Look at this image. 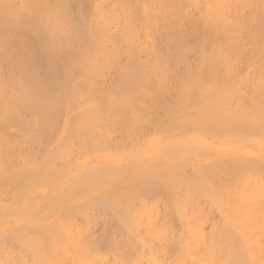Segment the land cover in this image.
Masks as SVG:
<instances>
[{
  "label": "bare ground",
  "instance_id": "1",
  "mask_svg": "<svg viewBox=\"0 0 264 264\" xmlns=\"http://www.w3.org/2000/svg\"><path fill=\"white\" fill-rule=\"evenodd\" d=\"M116 1H118L117 4ZM139 1H143L144 3L145 0ZM139 1L0 0V197L1 194L5 192L4 189H7V186H9L10 188L11 185L15 188L16 191V188L20 187L19 184L23 186L22 184H24V181L22 179L25 178V175L32 176V178L30 179L31 181L28 180L30 181L29 187L24 186L23 190H17V193L15 195L16 198L10 200L9 205L7 204L8 200H2V198H0V212L3 213L1 214L3 215V217L1 218L0 216V227L3 225L2 228H4V225H6V232L12 228L14 220L10 219L11 221L9 220V223H3V220L10 216H13L12 214L15 211H22H18L17 208H20V205L18 204L21 202V199L25 197L30 200L29 202L26 201L28 203L26 205L29 206L26 207L25 205L26 211H22V218L20 216L19 217L22 219V223L23 218L25 219V217L27 218V216L31 217L30 219H32V221L30 222V219H28L30 225L26 224V226H28L29 228L23 225L21 226L26 227L28 229L27 231H29L30 228L39 229L38 227L36 228V225L34 226V224L36 223L40 225V222L42 220H46L47 223H44L43 226H48L49 234L50 230H52L53 233H51L54 237L53 239H56L58 241L56 236H58L59 234L62 235V233H64V231H62V233L60 231L63 229L62 226L71 225L69 224V222L73 223L74 221L76 222V220H79V218L75 220V218L77 217L72 218L73 216H71L73 211L72 213L70 211L74 210L72 209L74 208V206H70L71 208H69L67 203H65L64 201H66V199L69 200L70 198H74V195L77 196L79 194L83 195L86 193L87 196L88 193L85 192L87 190V187L84 185L89 184L90 186H92L90 189H92L93 192L89 191V195L91 196L87 198L92 203L93 199L94 201H96L95 203H93L94 206L93 204L86 203L87 205L89 204L88 206H92L91 209L88 208L89 213L90 210H93L92 208L94 207L93 211H95V213L98 212L99 216L100 214H103L105 218H107L108 216L106 217L105 213H103L105 208L102 207L104 205L102 201L112 204L115 207H112L111 209H114L111 211L115 212L114 216L116 217V219L114 220H116L118 224L116 223V221L115 223L117 225L121 224V226H123L124 228H128V230L131 231V227H129V224L131 223L130 220L137 219L138 223L136 222V220L135 222L131 223V226L133 228L137 226L135 224L133 225V223H137L139 226L140 222L138 221V219H140L141 221L142 217L144 220L146 219V221L142 219L144 222H147L151 219L155 220V214L153 213L154 216L151 214L154 207L151 208L152 203H150L151 205L148 203L154 196H152V198H149L150 200L148 199V201H146V198H148V196L152 194H155V196L162 194V196L164 195L166 197L165 203L167 201V208L169 210L167 211L165 206L164 207L166 210L160 209L161 211H167L168 213H163V215H168L169 217V212H171L173 213L172 216L175 215L179 219L188 221H185V225H187L186 223H188L187 228L185 227L188 231L184 230V228L182 227L183 230L187 233L186 234L182 230L184 235L186 234L185 237L182 240L179 239L182 238L181 236L179 237V230H181V228L179 230L177 229L178 232H176L178 233V236L175 234V239L178 238L179 240L173 241L170 240V238L167 240V242L171 241L174 246L172 245L171 248L167 247L168 249L163 248L164 251L170 249L171 254L173 253V255L175 256L173 257L172 255L171 259L173 258V261H176V264H264V0H204L202 2V5L205 4V7H201L200 10L202 11L200 13L198 12L200 10H197L199 8H195L197 11L196 13L199 16L197 17V15L195 14L198 20H196V24H194L195 20L191 22V24H194L193 26H191V29L187 28L186 25L182 23V19L189 15L188 13V15H182L185 14L184 8H180V6H182V4H185L184 0L183 3L179 6L180 12L178 5L174 4L175 2H170V0H168V2L165 3L164 1V5L163 3H161L162 1L159 2L156 0L158 3V8H162L159 7L161 3L165 9L167 8L166 11H170L171 8L175 10L173 12V9H171L172 15L170 14L171 11L168 12L172 17H175V15L178 16L177 19L176 17L174 18L176 20H173L171 19L170 15L164 10V8H154V11H165L160 12V16L162 15V12L165 13L162 16V27L164 26L165 28H161L163 30H167H164L165 34H167L166 36H168L167 39L169 40V37L171 38L170 41L164 42V44L166 43L165 45L167 47V51L161 49V51H164L165 54L164 52L162 53L160 49L158 50V45H156V38L158 37V32L156 30H158V27H156L157 29L154 27V29H152L151 26H149L150 22L155 24L159 22L157 20H155L157 21L155 22L153 19L154 15L157 12H154L153 10L152 11L155 14H150V12H147L148 15L150 17L152 16L153 19V22L151 18V21L149 20L150 22H147L148 20L146 18L149 17L139 14L140 10H138L137 8L139 7L137 5L141 3H137ZM156 1L150 0V9H153V5L151 3L155 2L153 4H156ZM190 1L192 0H188V3ZM146 2L147 3H145V5L147 4L146 6L148 7L146 8L148 11V8L150 7L148 5L149 0H146ZM200 2L201 0H199L198 4ZM135 3H137L135 5L136 7L134 6ZM168 3L174 4L173 7H170L172 5H168ZM176 3L179 4V2ZM166 4L168 5V7H170V9H168ZM140 5L141 6L139 9H141V7H144L142 6V4ZM175 6L178 9H175ZM135 9L136 11H138V13L134 11ZM144 10L142 11L144 12ZM143 12H141V14ZM174 13H180V16ZM189 13L192 14V11H190ZM136 14H138V16L140 15L141 17H145L144 20H141L142 18L140 19L138 17L140 20L138 22H143V24L138 25V23L136 22ZM166 14L167 16L169 15L168 18H165ZM160 16L158 15V17ZM158 17L155 18L158 19ZM180 17L182 20L181 22L179 21ZM166 19L168 20V22ZM145 20L146 23L144 22ZM185 20H187V17ZM147 23H149L148 26L146 25ZM144 24L145 26H142ZM151 25L154 26L153 24ZM179 25H181L182 27ZM140 26L146 28V30L150 28L152 29V32L154 30V32L156 31L157 33H151L149 29L147 31L145 30L142 36L144 37V33H146L147 38H145V36V40H142L143 38H140V40L138 37L142 36H138L137 34L139 32H142V30L144 29H141ZM156 26L158 25L156 24ZM178 26L181 28H179ZM182 29L183 31H181ZM163 30L161 31L164 34ZM176 31L179 34L176 35L177 38L182 35L181 37L183 39L181 37L180 39L178 38V40L176 39L174 35V32ZM180 31L182 34L180 33ZM159 33L161 32L159 31ZM136 36H138L137 39ZM153 36L155 39L153 38ZM174 37L175 40H172ZM182 41L186 43H183ZM174 42H176L177 44L175 43V50H172L173 48H171V46ZM159 46L161 47V45ZM119 56L125 58L126 60H124L127 62L125 63L124 61L125 64H123L121 60L120 62L117 59V57ZM241 58H245V61L246 59L247 61L249 60V62H247V64H249H246L247 66L243 63L244 67L246 66L248 70L245 69L247 70L246 73H238L236 70L237 73H235L234 70L236 68L234 69L235 66H233V64L231 65V63H235V59ZM115 59L117 60V64L114 61ZM230 61L232 62L230 63ZM239 64L237 63V65ZM111 71L113 72V75L111 74ZM158 109L162 110L163 117L160 116ZM63 112L65 113V117L67 116L66 118H64L66 123L63 122L64 120L62 122L60 121L59 125H62L61 123H63L64 126H61L62 137L59 135V131L58 135L61 138H71L72 140L75 138L76 142L78 138L81 139L82 137H87L90 141H88V145L85 144L87 141L83 142L84 144L82 143V141L79 142L81 145L79 143L78 144L81 146V148L83 146V150H85V147L88 146L87 149L91 148L94 150H92V153L95 152L94 158H91V156H87L88 151L83 152L80 149L78 153L81 151V155L84 154L82 155V158L80 155H76L77 157L81 158H77V160L80 159V162L74 159V164L77 162L82 165L81 162L85 161L83 163V166H80V168H83L80 169L79 173L77 172L79 175L76 174L81 177V179L82 177H84V181L81 179H79L80 181L76 180L78 179L76 178L78 176H75L74 179L68 178L65 174H62L63 171L65 172V169L63 168H66V166L59 165L60 168H58L55 164L58 158H64V156L65 158H67V156L69 155H67V150H69V147H67V149L65 145L68 144V142H70L71 140L67 141V143V139H65V142L63 141L64 138L62 140L59 138V141L57 142L55 140L56 143L60 142L59 145L62 141L66 144L64 145L62 143L63 145L61 144L60 148L56 146L55 143L53 148V144L51 143V147L48 145L50 147L49 155H46L48 152H43V150L42 153L44 154L40 156L42 157L40 158L41 160H39L38 156L37 159L34 155H39V150H42L44 148L41 146V149H36L38 148L37 145L39 146V142L34 139L33 140L36 141L35 143H37V145L34 146L33 141L30 140L32 142L30 145L34 146H31L30 148L36 147L35 149H31V151L38 150L39 152H31L29 149L30 152L25 151V153H32V156L35 157L37 161H35V158L34 161H28V158L30 159L31 155H29V157L28 155L24 154L25 158L26 156H28L27 161L24 158L23 162L21 163L20 160L22 159L17 158V163V160H14V158L16 157H13V155H11L12 152H15L16 154L18 151L15 147L10 148V146H17L14 144L15 140H18L20 138L38 139L42 135L44 136L47 130L50 131L49 128H55V125L57 124V121L63 114ZM118 122H121V124H123L122 133H125V135L128 137H131L132 132L138 130L141 127L145 129V127L147 126L146 124H148L149 127V123H151L150 125H152V123L154 122H161V129L158 125H156L159 130L157 129L153 136L147 135L145 139L146 142H149L148 145L152 147L150 152H152L154 156L143 158L144 155L140 157V154L138 155V153H136V155H138L139 157V161H137L136 159L135 161V151H130L132 154H129V152L127 151L129 148L128 144L130 143L127 141V139H129V141L131 140L132 144V140H134V138L137 139L135 135L139 131L134 135L132 139L126 137L125 144L124 141L121 140L122 138L118 136L117 140L120 138L118 141L121 140L123 143L121 144L120 141L119 144V142L113 141L112 139H114L115 137V135L113 134V130L115 129L113 128H115V125H118L116 124ZM121 124H119V126H116L119 127L116 128V130L121 129ZM142 125L145 126L143 127ZM45 126H49V128ZM60 128H58V130ZM52 130L53 129H51V131ZM119 131L121 132V130ZM55 132L57 131L55 130ZM140 132L142 133L143 131L140 130ZM115 133L117 132L115 131ZM17 134L22 137L19 136L18 138ZM169 134L170 137L168 136V139L164 138L165 135ZM10 135L11 137H13L14 141H11V138L9 137ZM143 135L144 134L142 133V135L140 136ZM14 136L16 137V139H14ZM59 136H57V140ZM51 137L52 135L50 136V138H47L51 139ZM8 138H10V140H7ZM87 138L84 139L87 140ZM102 138H104V141ZM24 139L22 141H24ZM52 139L54 138L52 137ZM108 139L111 140L107 142ZM28 140L26 139V142L24 143H28ZM43 140H46V137L45 139L42 138V141ZM18 141H15V143H17ZM78 141L80 140L78 139ZM140 141L141 139L139 140V144H137L136 142L135 143L137 145H140ZM43 142L40 143L44 145ZM126 142H128V144H126ZM194 142H196V145H198L196 146V149L194 148V146H191V144ZM135 143L133 145H135ZM21 144H19V146ZM26 145L27 146L25 147L27 148L28 146H30L28 144ZM22 146H24V144ZM46 146L47 142L45 143L44 147ZM64 146L66 148V150H64V152H67L66 154L62 151L64 149ZM89 146L91 147L89 148ZM102 146L106 147L102 149ZM57 147L60 148L59 151L57 150ZM192 147L194 149L193 151L191 150ZM9 148L11 153L9 151ZM70 149L75 150V147ZM76 149L78 150L79 148L76 147ZM144 149L146 152L147 149H150V147H147V149L142 148V150L139 149V151L141 150L142 152ZM22 150L24 151V149ZM3 151H5V153H3ZM33 153L35 154L33 155ZM75 153H70V155H72L70 157L74 158L73 155ZM18 154L19 156H21L20 153ZM83 157L87 159L83 161ZM63 158L61 160H64ZM72 158H70L71 162ZM70 159L67 158L63 161V163L66 162V164H64L69 166L74 165L71 164L70 161H67ZM143 160L145 163L141 162ZM19 161L22 165H19ZM26 162L27 164H25ZM58 164H61V162H59ZM75 166H78L79 168V165ZM87 166L90 167L87 168ZM186 166L193 167L192 174L185 173L184 168H187ZM154 167L158 170H156ZM73 168L76 169V167L73 166L71 167V170H69L68 168V173H71ZM86 168L89 171H86ZM74 169L73 171H75ZM182 170L184 171V173ZM192 170H190V173L192 172ZM87 172L89 173V177ZM160 177L164 178L165 182L164 180L160 182ZM62 180H67L64 185L60 184ZM25 183L28 184L27 182ZM31 184L32 186H30ZM213 184L214 187H212ZM2 186L4 187L3 190ZM39 187H45L43 188V197V194L37 190V188ZM210 188H212V191L210 190ZM71 190L76 193H73ZM209 190L211 191V196H213L214 199L215 197L217 198L216 201H214V203L217 205L214 206L218 207L219 205V208L222 209L223 214L222 216L218 217L219 220H221L222 218V221H228L227 223L231 224L230 227L232 231L230 230V227L229 229L226 228L230 224L226 225L225 222L221 221L226 225L221 226V223H218V221L216 223V221L213 220L215 218H212L213 215L211 217L210 214L208 216H210L213 220V224L211 225L213 229L210 226L211 223L209 225L204 224V219H207V217L206 215L202 216L205 210H202L204 209V207H200V203L202 205V203H205L207 201L203 195L209 194ZM70 191L73 194H71ZM34 192H39L41 193V195L38 193L39 196L37 194L35 196L33 195ZM102 192H104V194ZM68 193H70L72 196ZM191 193L196 196L197 201L198 198H201L200 195L204 197L202 198L203 200L205 199L204 202L202 201L200 203H196L194 200L195 203H192L191 200L193 197H191ZM65 194L67 196L69 195V198L67 196H63ZM86 196L84 200H86ZM141 196L147 197L145 199H143L142 197V201H139L141 202L139 203L141 205H138L137 201L140 200L139 198ZM156 197H154L155 199H152L153 203L156 202L155 206L158 205L157 202H159L158 200H160L158 199L160 198V196ZM165 197H163V199ZM189 197H191V200L188 201L187 205H189L190 202L192 203L191 206H193V204L197 205L196 207L194 205V215L191 216L189 215L190 212H187L188 210L190 211V209H188V207L185 205L186 200H188ZM106 198L109 200V202L108 200L106 201ZM16 199L18 200L16 201ZM80 199L81 198H79V200ZM163 199L160 203V206L162 207L163 205H165ZM61 201H63V203L59 204V202L61 203ZM17 202L19 203L17 204ZM182 202L184 203L182 204ZM83 203H80V206L77 205V209H75L74 211L75 213L76 211L78 212V214H84L85 211L88 212V206ZM13 204L14 206L17 204V206L14 207ZM107 205L105 204L106 207ZM184 205L186 207H184ZM208 205L210 204H207V207ZM81 206L87 207H85V209L84 207H82L81 209L83 210L82 212H80L78 211V208H80ZM116 207H119L120 211H122L123 213L125 212L126 214H128L130 216V220H128L129 218L127 217L128 219L126 222L124 220L126 218H124L123 216L126 214H121L120 211L119 214L118 208ZM158 207H155V209H157ZM207 207L205 208L207 209ZM67 208H69L70 211ZM122 208L124 209V211ZM158 210L159 209H157V211ZM218 210L220 211V209ZM67 211L68 215L69 212L71 213V217L66 214ZM161 211L160 213L162 214ZM193 211L191 212L193 213ZM155 213L159 212H156L155 210ZM18 214L19 213H17L16 215ZM85 214L89 215L88 213ZM95 215H93L94 220L96 218L94 217ZM63 216L65 220L67 217H70L69 219H72V221L68 222L63 220L64 224L61 226L62 228H56V230L58 229L59 232H54L55 227L53 226L56 225L57 222L59 223L58 225H60L61 221L59 222L57 220H59L60 217ZM86 216L83 218L84 221L85 218L90 217V215L88 217ZM162 217L160 219H162ZM210 217H208V220L205 219V221H209ZM80 218H82V216H80ZM177 218L172 219H176L178 221ZM224 218H226L227 220ZM98 219L101 220L102 217H98ZM108 220L110 221V218H108ZM154 220H151L149 223ZM164 220L166 221V219ZM84 221H82L81 223L83 224ZM158 221L160 220H157V222ZM231 221L235 222L236 225H240L239 229H241L238 230V226L237 228H235V226H232L235 225V223L233 224ZM65 222H68V224H65ZM97 222H93V225L98 226V224H96ZM105 222L106 220H104L103 222L104 225H106ZM166 222H169V220L167 219ZM166 222L161 225L159 224L160 226H158L159 222L153 223L157 224V226L150 224L149 226H152L148 230V233L149 231H151L152 233L150 232V234H152L153 236L155 235L153 234V232L156 233V236H159L157 232L161 234L166 230V232L164 233L166 234L169 230H171L170 228H172L170 225L171 223L169 222L170 226L167 230L168 226H166ZM171 222L173 223L172 220ZM210 222H212L211 219ZM81 223L79 222L78 224L82 226ZM85 223L86 229L85 227H83L84 225L82 226L83 228L77 225V227H80L79 231L81 229L82 231L87 230V227L90 223L88 220H86ZM160 223H162V220ZM101 224L102 223H100V225ZM17 225L19 226V224ZM104 225H102V229L105 228ZM115 225L113 223L114 227ZM43 226H41V229L39 230H43ZM113 226L111 225L112 229L111 227L109 229V231L111 230L109 235L119 229V226H116L117 229H115ZM208 226H210L211 228ZM77 227H75L73 231L70 230L72 228L68 229L67 227V231H72V234H70L69 232V234L66 236L72 235L71 239L74 240ZM89 227H91V225ZM89 227L87 230L88 232ZM123 227H121V229ZM164 227H166V229ZM204 227H208L209 229H211L209 233V229H206V233ZM243 227L246 229H242ZM15 228L20 235L23 233L21 227H19L21 228V231H18V227ZM145 228L148 229L147 224ZM145 228L143 229L144 232L147 231H145ZM45 229L43 230L44 232L41 231L42 234H45V231H47V229ZM12 230L13 229H11L10 231ZM135 230H137L136 227ZM135 230L134 232L137 233L135 234L133 232V235L136 236L138 234V231ZM33 231L35 233L31 231L32 238L35 242H38L39 246H43L46 239H48L46 237L48 236V232L44 236L46 237V239L43 238V244L41 243L42 238H38L39 233H36V230L34 229ZM79 231L78 233L80 235L82 231ZM94 231L93 233H95ZM120 231L123 232L122 230ZM13 232L15 233L14 237L20 238L15 230ZM13 232L12 234L14 235ZM88 232L85 233L88 234ZM174 232L172 231L171 234L173 233L174 235ZM104 233H106L105 230ZM104 233L102 231L101 235H104ZM113 233L111 237H113L114 235L118 236L120 232L118 234L115 233L114 235ZM148 233H146L147 237L149 235ZM1 234L2 233H0V235ZM53 234H55V236ZM65 234H63L62 236L59 235L61 240L64 239ZM91 234L89 232L88 237ZM139 234L138 236H140ZM171 234L168 235L167 233L165 235V238H169L167 236H172ZM27 235L29 236L30 233H27ZM99 235L100 234L98 232V236ZM128 235L126 234V236ZM9 236L10 234L7 237ZM86 236L87 235H85V238L88 239V237ZM92 236L94 237V235H91L90 237ZM117 236L116 238L119 237ZM162 236L164 235L162 234ZM5 237L4 235L0 237L1 242H3L2 240H4ZM80 237L84 238V236L82 235ZM99 237L96 238L98 239ZM150 237L151 236L149 235V238ZM23 238L24 237L22 236V239ZM82 238H80V241L82 240ZM116 238H112L115 240V244L113 243V240L111 238V240H109L105 238V236H103L100 240L101 242H103V245L105 244L107 246V248L111 247L112 244H114L116 248V245L120 244L121 240L124 239L121 236L120 239H122H119L120 241L118 240L119 243L117 244ZM126 238L130 239L129 236ZM149 238L148 241L151 239ZM165 238L163 237L161 239L159 237L157 241L160 243L161 240ZM22 239L20 238L18 240L21 241ZM76 239L79 240V237ZM76 239L74 240V242L76 241ZM90 239H88V242L86 241L88 244L89 242L94 241L93 239L95 238H93L91 241ZM97 239L96 242L99 243ZM156 239H154L155 242H157ZM64 240L69 242L71 241L66 237ZM134 240L136 242H133L134 244L130 242L132 240L127 242H130L133 245L140 244L138 243V238V242L135 238ZM151 240L150 243H148L146 240L149 246L151 244ZM8 241L11 242V240ZM8 241L5 242V244L8 243ZM12 241L15 242L14 239ZM80 241L78 242L81 243L80 245H82V241ZM14 242L12 244H14ZM51 242L52 241H49V244H47L46 246L49 247L48 245H51ZM101 242L99 243V245L101 244ZM155 242H153V244ZM174 242L178 243L174 244ZM23 243H25V245L27 244V242ZM23 243L21 245H23ZM32 243L33 242H30L29 244ZM52 243H54V241ZM171 243L169 244V246H171ZM9 244L10 243H8V246ZM38 244L36 243L37 246L34 244L35 247L32 246V248H35V251H32L31 249L33 253H37L36 250ZM55 244L56 243L53 244L54 247ZM66 244L67 243H65L64 245ZM85 244L83 242V251L85 249L84 247L86 246ZM129 244H127V246H129ZM156 244L157 243H155V245ZM161 244L163 245V243ZM161 244H159L158 249L160 248ZM167 244L165 243V245ZM25 245L21 247L23 248ZM143 245L147 246L146 244ZM8 246L6 244V248H4L9 252ZM10 246L12 245L10 244ZM120 246L118 245V248H123L122 245ZM123 246L127 247L126 245ZM1 247L3 246L0 245V250ZM52 247L53 246H51V248L49 247V249L52 250ZM73 247L74 246L72 245V248ZM88 247L91 248L92 245H89ZM135 247L133 248L131 245V249L133 248V252L140 254H137L138 256H140V259L138 258V256L136 259V257H134L136 256L135 254L131 256V252L128 258L125 256L129 253L127 252V250H130L129 247L126 248V253L124 255L127 260L131 258L133 259L134 257V262L131 259L132 264L135 263V261L137 263L138 259L141 260V258L143 264L145 260L149 258L151 260L152 256L157 258V254L155 253L158 249L154 252L151 251L152 249L150 248L149 251L153 252V255H149V253L147 252L148 250H146L149 258H147V256L145 258L143 253V257H141V251L138 250V248L135 249ZM27 248L29 249V247ZM72 248V252H74V250L75 252L77 251V249L72 250ZM77 248H79V246ZM17 249L20 250V245L17 246ZM39 249L38 252L41 251V249ZM49 249H46L45 247L46 251ZM79 249L81 250V248ZM91 249L93 250H88L85 253L94 251L95 248ZM109 249L107 250L109 251ZM145 249L146 248L143 249L144 252ZM6 250H4V252ZM13 250L17 252L16 249ZM57 250L58 251L55 250L56 253L59 252V246ZM62 250L64 249L62 248ZM97 250H95V256L93 254L95 253V251L91 253L93 255L89 256H93L94 259V257H96L97 255L98 260L97 258L96 260L98 262L103 261V258L108 257L107 253L102 252L104 250H102L101 252L105 255L99 252L100 249ZM24 251L29 252L26 250ZM158 251L157 253H159ZM164 251L162 253H164ZM65 252L66 251L64 250V253ZM124 252L122 250L119 254H123ZM1 253L2 251L0 252V255L2 256L3 254ZM11 253L12 254L9 255H13L12 258L16 261L17 259H14L15 254H13L12 249ZM18 253H20V251ZM50 253L51 252L48 253V256L52 260L53 256H50ZM112 253L114 254L115 251H112ZM112 253L111 255H113ZM160 253L157 259L154 258V261L157 260L156 262L158 263ZM168 253L165 254L168 255ZM40 254L41 257H43V254ZM144 254L146 255V253ZM6 255L4 256L6 257ZM9 255L7 256L8 258ZM34 255L36 254L34 253ZM56 255H58V253ZM162 255L163 257L165 256L164 254ZM16 256H18V258L22 257H20V254L15 255V257ZM72 256L74 255L71 254V258ZM113 256H111V258L114 259ZM122 256L123 255H119L120 258ZM31 257L32 256L30 255V259H32ZM34 257L36 260L37 255ZM56 257L53 258L54 260H52V262H58V259H56ZM67 257L69 258V256ZM79 257L82 258L83 256H80L79 254ZM79 257L77 258V260L79 259ZM26 258H28V256H25V258L23 257V260H25ZM63 258L61 260H63ZM86 258H84L85 261H83L87 264ZM111 258L110 262L112 260ZM168 258L169 260H167V257L165 258L167 262H171L172 260L170 261V257ZM0 260L2 259L0 258ZM8 260L10 261V258ZM8 260H5L7 264H9L7 262ZM13 260L10 262L11 264ZM19 260L20 259H18V262ZM23 260H21V262ZM27 260H25V264L27 263ZM42 260L44 262L43 258ZM46 260L47 259H45V262ZM66 260L68 261V259ZM162 260L164 259L162 258ZM162 260L160 258V262ZM166 260L162 262L165 263ZM147 261H145V264H148ZM29 262L28 264H31L32 260H30ZM35 262L38 261L36 260ZM62 262H64V260L58 263L61 264ZM88 262L91 263V260ZM125 262L126 261L124 260V262H120L119 264H125ZM72 263L74 264V262ZM150 263L154 264V262L149 261V264ZM0 264H2L1 261ZM139 264H141V262Z\"/></svg>",
  "mask_w": 264,
  "mask_h": 264
},
{
  "label": "rangeland",
  "instance_id": "2",
  "mask_svg": "<svg viewBox=\"0 0 264 264\" xmlns=\"http://www.w3.org/2000/svg\"><path fill=\"white\" fill-rule=\"evenodd\" d=\"M138 1H139V0H138ZM147 1H148V0H147ZM154 1H156V0H154ZM157 1H159V2L162 1L161 3H163L164 5H165V3L168 2V0H167V1H166V0H157ZM157 1H156V4H153V3H155V2L151 3V4L153 5V9H150L151 6H150V4H149V3H150V0H149L148 5H149L150 7L148 8V11H147V8H146V7H148V6H146L147 4L145 5V3H147L146 0L144 1V3H143V1H139V2H137V3H140V2H141L140 4H142V6H144V7H141V9H139L140 6H141V5L139 4V5H137V6H139V7H137V8H138V10H140V12H139L140 15H144V16H146V17H149V18H146V19L148 20L147 22H150L151 20H152V22H153V19H154V21H155V20L159 21L158 23H156L158 26H156L155 23H151V22H150V25H149V26H151L152 29L158 27V30H156V31H157L158 33H159V31H160L161 33L158 34L156 31L154 32V30H153V32H152V29H150V28H148V29L151 31V33H154V34L157 33V36H158V37L156 38V40H157V42H156L157 44H156V45H158V47H157L158 50L160 49V51H161V49H162V50L164 49L165 51H167V47H166V45H165L166 43L164 44V42H165V41H166V42H167V41H170L171 38L169 37V40H168V39H167L168 36H166L167 34H165V32H164V30H166V29H164V30L162 29V28L164 27V26L162 27V25H163V24H162V23H163V20H162L163 17H162V16H163L165 13L162 12V15L160 16V12H161V11H164V10L166 11L167 8L165 9L164 6H162V4L160 3V6H159V7L164 8V10H160L159 12H158V11H154V8H155V7L158 8V5H157L158 3H157ZM164 1H165V3H164ZM171 1H172V2H175L174 4H177V5H178V8H179V6L183 3V0H181L182 2H181L180 0H179V1H178V0H174V1H173V0H170V2H171ZM186 1H187V2H186ZM203 1H204V0H201V2L198 4L199 0H198V1H197V0H196V1L194 0V1H193V0H192V1L189 2V3H190V4H189V3H188V0H184V3H185L186 5H185V4H182V6H180V8H182V7L184 8V13H185V14H182V15H188V14H189L188 16H186V17H187V20H185L186 17H184V16H183L184 18L182 19L183 21L181 20V17H180V19L178 18L179 21H180V22L182 21V23L185 24L187 28H190V29H191V26H193L194 24H196V22H197L196 20H198L197 17L199 16V15L196 13V12H197L196 9L199 8V9H197V10H200L201 7H203V6L205 7V4H204L205 2L203 3L204 5H202V2H203ZM117 2H118V1H116V4H117ZM176 2H179V4L176 3ZM191 2H192V3H191ZM195 2H196V3H195ZM137 3H135L134 6H135ZM187 3H188V4H187ZM106 4H107V3H106ZM169 4H170V3H168V5H169ZM174 4H170V5H172V6H170V7H173ZM196 4H197V5H196ZM154 5H155V6H154ZM166 5H167V4H166ZM168 5H167V7H168ZM177 5H176V6H177ZM190 5H191V6H190ZM199 5H200V7H199ZM176 6H175L174 8H175V9H178V8H176ZM189 6H190V7H189ZM197 6H198V7H197ZM135 7H136V6H135ZM165 7H166V6H165ZM170 7H168V9H170ZM193 7H194V8H193ZM145 8H146V9H145ZM162 8H158V9H162ZM180 8H179V12H180ZM186 8H187V9H186ZM195 8H196V9H195ZM144 9L146 10V12H145ZM171 9H173V8H171ZM171 9H170V11H171ZM202 9H204V8H202ZM142 10H144V12H143ZM149 10H150V11H149ZM152 10H153L154 12H157L158 15H159L160 17H158L157 13L155 14ZM181 10H183V9H181ZM186 10H187V11H186ZM194 10H195V11H194ZM134 11H136V9H135ZM165 11H164V12H165ZM170 11L168 10V11H166V12L168 13V12H170ZM174 11H175V10L173 9V12H174ZM190 11H192V14L189 13ZM201 11H202V10H200V11H198V12L200 13ZM136 12L138 13V11H136ZM141 12H143V13L141 14ZM147 12H148V13L150 12V14H151V13H154V14H155V15L152 14V15H154L153 19H152V16L150 17V16L148 15ZM146 13H147V14H146ZM181 13H183V12H181ZM187 13H188V14H187ZM145 14H146V15H145ZM168 14H169V13H168ZM170 14L172 15V11H171ZM170 14H169V15H170ZM174 14H177V13H174ZM179 14H180V13H179ZM179 14H177V15H179ZM195 14L197 15V17H196ZM136 15H137V20H136V22L138 23V25L143 24V22H138V21H140L139 18H140V19L142 18L141 20H144L145 17H144V16L141 17L140 15L138 16V14H136ZM147 15H148V16H147ZM169 15L167 16V14H166V15H165V18H166V17L168 18ZM171 15H170V17H171V19H173V20H176L177 17H178V16L175 15L176 19H174L175 17H172ZM173 16H174V15H173ZM179 16H180V15H179ZM190 16H191V17H190ZM138 17H139V18H138ZM155 17H158V19H156ZM188 17H189V18H188ZM150 18H151V20H150ZM192 18H193V19H192ZM194 18H196V19H194ZM149 20H150V21H149ZM166 20H167V19H166ZM169 20H170V18H169ZM191 20H192V21H191ZM193 20H195V21H194V24H193V23L191 24V22H193ZM157 21H155V22H157ZM187 21H188V22H187ZM144 22L146 23V20H145ZM167 22H168V20H167ZM177 22H178V20H177ZM182 23H179V24H182ZM188 23H189V24H188ZM148 24H149V23H147L146 25L148 26ZM151 24H153L154 26H152ZM190 24H191V25H190ZM142 26H145V24L142 25ZM179 26H181V25H179ZM179 26H178V27H179ZM140 27H141V26H140ZM153 27H154V28H153ZM159 27H160V28H159ZM161 27H162V28H161ZM181 27H182V26H181ZM181 27H179V28H181ZM142 28H144V27H141V29H142ZM164 28H165V27H164ZM148 29H147V30H148ZM156 29H157V28H156ZM145 30H146V28H144V29L142 30V32H139L137 35H138V36H142V35H143V32H145ZM147 30H146V31H147ZM161 30H163V32H164L165 35L162 33ZM188 30H189V29H188ZM166 31H167V30H166ZM178 31H179V30H178ZM181 31H183V29H182ZM181 31H180V33H181ZM148 32H149V31H148ZM148 32H147V33H148ZM176 32H177V31H176ZM176 32H174V35H175L176 39L178 40V38L180 39V37H181L182 35L179 36V37L177 38L176 35L178 34V32H177V33H176ZM166 33H167V32H166ZM172 33H173V32H172ZM140 34H141V35H140ZM144 34H145L144 37L146 36L145 38H147L146 33H144ZM169 34H170V33H169ZM181 34H182V33H181ZM183 34H184V33H183ZM152 35H153V34H152ZM152 35H151V36H152ZM163 35L166 37V39H165V37H164ZM178 35H179V34H178ZM138 36H136V39H137ZM183 36H184V35H183ZM144 37L142 36V37H138V38H139V39H140V38H143L142 40H145ZM155 37H156V36H155ZM162 37H163V38H162ZM175 37H174L172 40H175ZM222 37H223V36H222ZM153 38H154V36H153ZM153 38H152V39H153ZM158 38H159V39H158ZM181 38H182V37H181ZM220 38H221V37H220ZM154 39H155V38H154ZM182 39H183V38H182ZM140 40H141V39H140ZM162 40H163V41H162ZM119 41H120V40H119ZM176 42H177V41H176ZM176 42L172 43V46H173V47L170 45L171 48H173L172 50H175L174 47H176V44L178 43V42H177V43H176ZM182 42H183V43H186V42H184V41H182ZM160 43H161V44H160ZM175 43H176V44H175ZM169 44H171V43H169ZM169 44H167V45H169ZM159 45H161V47H160ZM159 47H160V48H159ZM163 47H164V48H163ZM161 52H162V51H161ZM163 52H164V51H163ZM163 52H162V53H163ZM164 54H165V52H164ZM120 57H121V56L117 57V59H118L119 61L121 60L122 63L125 64V63L127 62V61H125L126 59L123 58V57H121V58H120ZM119 58H120V59H119ZM124 59H125V60H124ZM242 59L244 60L245 58L235 59V63H231L233 60L230 61L231 65L233 64V66H235L234 69L236 68L235 70L233 69V70L235 71V73H237V72H238V73H246V72H247L248 69H247L246 66L249 64V63L247 64V62H249V60L247 61V59H246V61H245V60L243 61ZM236 60H237V61L239 60V61L237 62ZM241 60H242V61H241ZM114 61H115V63L117 62L116 59H115ZM114 61H113V62H114ZM121 61H120V62H121ZM124 61H125V63H124ZM250 61H251V60H250ZM233 62H234V61H233ZM239 62H240V64H239ZM245 62H246V63H245ZM118 63H119V62H118ZM122 63H121V64H122ZM237 63H238L239 65H237ZM243 63H244L245 65H246V64H247V65L244 67ZM116 64H117V63H116ZM234 64H236V65H234ZM242 65H243V66H242ZM238 66H239V67H238ZM240 68H241V69H240ZM243 68H244V69H243ZM245 69H247V70H245ZM236 70H237V72H236ZM239 70H240V71H239ZM112 71H113V70H112ZM112 71H111V74L113 75V72H112ZM105 72H106V71H105ZM105 72H104V75H105ZM104 75H103V76H104ZM114 75H115V74H114ZM160 111L162 112L161 109H160V110L158 109V112H159L160 116L163 117V112L161 113ZM72 114H73V113H72ZM66 117H67V116H66ZM66 117H65V113L63 112V114H62V115L60 116V118L58 119L57 124L55 125V128H53L52 126H51L52 128H49L50 125H49V126H45V127H48V128L50 129V131H51V129H53V130L51 131L52 133H51L50 131L47 130L48 134H47L46 131H44V132H46V133H45L46 135L44 134V136L46 137V140H43L44 142L42 141V138L45 139V137L42 135L41 137H39L40 139H39V138H38V139H37V138H32V139L26 138L27 140L29 139V140H28V141H29L28 143H24V142H26V141H25L26 139H24V138H23L24 141H22L23 139L20 138V139H22V140L18 139V140L20 141V143H19L18 140H15V141H18L17 143H15V141L13 140V137H11V135H10L9 137L11 138V141H14V144L17 145V146H10V148L15 147V148H17V150H18L17 153L15 154V152H12V153H11L10 148H9V151H10L11 155H13V157H16V158H14V160L16 161L17 158H20V159H22V160H20V159H19V160H20L21 163H22V162H23V159L25 158V155H24V154H26L25 151L28 152L29 149H30V151H31V149H35L36 147H35V148H30V147H31V146H32V147L36 146V145H37V143H35L36 141L39 142V143H38L39 146L37 145L38 148H36V149L39 150V148L41 149L42 147H43L44 149L39 150V151H40V154H39V155H38V154H35V153H37L38 150H35V151L33 150V151H31V152H35V153H33V155L35 154L34 156H35L36 158H37V156H38L39 160H41L40 158H42V157H40V156H42V154H44V153H42V151L44 150L43 152H48L46 155H49V153H50V147H51L50 145L53 144L52 147L54 148V145H55V143H56L57 141H59V138H60L61 140L64 138V139H63L64 142H65V139H67V140H66V143H67V141H70V140L74 142V143L71 142V141H70L71 143L68 142V144L70 143L69 146H68V144L64 143L63 141L61 142V144H62V143H63L64 145L66 144V145H65L66 148L69 147V150H67L68 153H67L66 151L64 152V150H66L65 146H64V149L62 150L65 154H66V153H67V155L69 154V155H68L69 157L67 156L68 159L72 158V157H70V156H72V155H70V153H72V152H73V153L76 152L74 155H75V156H76V155H77V156L80 155L81 158H82V155H84V154L81 155V153H82L81 151L78 153V151H79L80 149H81L83 152H84V151H86V152L88 151V154L86 153L87 156H88V157L91 156V158H94V154H95V152L92 153V150H93V149L90 148L91 146H89L90 149H87L88 146L85 147V148H86L85 150H83V149H84L83 146H82V148H81V146H80L81 144H80L79 142H81V141H82V143L87 141L85 144L88 145V143H89L90 141L88 140L87 137H84V138H87V140L84 139L83 137H82L83 139H82V138H81V139L78 138L80 141H78V139L76 138V139H77V142H76L75 138H74L73 140H72L71 138H65V137L61 138V137H62V135H61V133H62V132H61V131H62V127H61V126H64V124H63V123H61L62 125H59V124H60V121L62 122V121L64 120V118H66ZM63 122H65V120H64ZM161 122H162V121H161ZM161 122H160V123H159V122H154V123H152V125H150L151 123H149V127H148V124H146L147 126L145 127V129L142 128V127H141L142 129L139 128L141 131H143V132H142V133L144 134L143 136H140V135H142V133H141L140 130L138 129V130H135L136 132L134 131L135 133L132 132L131 137H130V136L128 137V136L125 135V133H122V132H123V131H122V125H123V124H121V122H118V123H116V124H118V125H115V126H114L115 128H113V129H115V130H113V131H114L113 134L115 135L116 138L113 136L114 139H112V140H113V141H117V142H119V144H120V141L123 140V141H124V144H125L126 137L132 139V138L134 137V135L139 131L138 133H141V134H138V133H137V134L135 135V137H136L137 139L134 138V140H132V141H133L132 144H131V140L129 141V139H127V141L130 142L129 144H128V142H126V144L129 145V148H128L127 151L129 152V154H132L131 152L135 151V152H134L135 154L133 153V154L136 156V157H134V160L136 159L137 161H139V157H138L139 154H140V157H142V156L144 155L143 158H147V157L154 156V154H152V152H150L151 149H152V147L148 145L149 142H148V141L146 142L145 139H146V136H147V135H148V136H149V135H150V136H153V135L155 134V131H156L157 129H158V130H159V128L161 129V127H160V126H162V125H161ZM65 123H66V122H65ZM119 124H121V126H120L121 129H119V130H121V132H120L118 129L116 130V128H119V127H116V126H119ZM159 124H160V125H159ZM57 125H59L61 128H60L59 126H57ZM156 125H158L159 128H157ZM142 126L144 127L145 125H142ZM153 127H155V128H153ZM58 128H60L61 130H60V129L58 130ZM151 128H152V130H151ZM55 130H56L57 132H55ZM145 130H146V131H145ZM58 131H59V135H60L61 137L58 135ZM111 131H112V129H111ZM115 131H116L117 133H115ZM118 131H119L120 133H119ZM145 132H146V134H145ZM147 132H148V133H147ZM50 133H51V135H52V137H53L54 139H52V137H51V139H49L50 136H51ZM53 133H54V134H53ZM118 133H119V134H122V135H119ZM133 133H134V134H133ZM156 133H157V132H156ZM117 134H118V135H117ZM17 135H18V134H17ZM17 135H16V136H17ZM53 135H55L56 137L53 136ZM123 135H125V136H123ZM137 135H138V137H137ZM12 136H13V135H12ZM19 136H20V135H18L17 137L19 138ZM57 136H59V137H58V140H57ZM117 136H118V137H121L122 139H121L120 141H118L120 138L117 140V138H118ZM168 136L170 137V134H169V135H165L164 138H167ZM20 137H22V136H20ZM47 137H49V138H47ZM140 137H141V138H140ZM6 138H7V137H6ZM10 138H8L7 140H10ZM124 138H125V140H124ZM139 138L141 139V141H140V145H137V144H139V140H140ZM147 138H148V137H147ZM14 139H16L15 136H14ZM33 139L36 140V141H34ZM68 139H69V140H68ZM102 139H103V141H104V138H102ZM102 139H101V140H102ZM138 139H139V140H138ZM167 139H168V138H167ZM3 140H4V139H3ZM7 140H6V141H7ZM30 140L33 141V145H34V146H33V145H30V144L32 143ZM48 140H50V141H48ZM51 140H52V141H51ZM55 140H56V142H55ZM61 140H60V141H61ZM84 140H85V141H84ZM110 140H111V139H108L107 142L110 141ZM136 140H137V141H136ZM45 141L47 142V146H46V147H44V145H45V143H46ZM53 141H54V142H53ZM88 141H89V142H88ZM142 141H145V142H142ZM40 142H41V143L43 142L44 145H42ZM135 142H136L137 144H136ZM141 142H142V144H141ZM21 143H22V144H21ZM49 143H50V144H49ZM51 143H52V144H51ZM59 143H60V142L56 143V146H58V147L61 148V146H60L61 144L59 145ZM72 143H73V144H72ZM76 143H77V144H76ZM78 143H79L80 145H79ZM111 143H112V142H111ZM122 143H123V142L121 141V144H122ZM134 143H135V145H133ZM19 144H21V145L19 146ZM23 144H24V146H22ZM26 144H28V145H30V146H28V148H27V147H25V146H27ZM40 144H41V145H40ZM57 144H58V145H57ZM63 144H62V145H63ZM75 144H76V145H75ZM83 144H84V143H83ZM83 144H82V145H83ZM130 144H131V145H130ZM144 144H145V145H144ZM48 145H49L50 147H49ZM70 145H71V146H70ZM74 145H75V146H74ZM128 145H125V146H128ZM141 145H142V148H146V149H147V147H150V149H147L146 152H145V149H144V150H143L144 152H143V151L141 152V150H142ZM18 146H19V147H18ZM41 146H42V147H41ZM56 146H55V147H56ZM78 146H79V147H78ZM134 146H135V147H134ZM191 146H194V148L196 149V146H198V145H196V142H194V143L191 144ZM22 147H23V148H22ZM58 147H57V148H58ZM62 147H63V146H62ZM73 147H75V150H76V151H75L74 149H73V150L70 149V148H73ZM76 147L79 148V149L77 150ZM102 147H103V146H102ZM102 147H101V148H102ZM105 147H106V146H105ZM105 147H103L102 149H104ZM19 148H20V149H19ZM25 148H26V149H25ZM60 148H58L57 150L59 151ZM107 148H108V146H107ZM22 149H24V151H23ZM27 149H28V150H27ZM48 149H49V150H48ZM67 149H68V148H67ZM102 149H101V150H102ZM134 149H135V150H134ZM139 149H141V150L139 151ZM238 149H240V148H238ZM20 150L22 151V153H21ZM47 150H48V151H47ZM89 150H90V151H89ZM112 150H114V149H112ZM132 150H133V151H132ZM191 150H192V151L194 150L193 147L191 148ZM30 151H29V152H30ZM39 151H38V152H39ZM62 151H61V152H62ZM93 151H94V150H93ZM130 151H131V152H130ZM211 151H212V148H211ZM23 152H24V153H23ZM69 152H70V153H69ZM128 152H127V153H128ZM3 153H5V151H3ZM10 153H9V154H10ZM18 153H20L21 156H19ZM136 153H138V155H136ZM142 153H143V154H142ZM22 154H23V156H22ZM17 155H18V156H17ZM26 155H28V156L31 155V157L29 156L30 159L28 158V161H34V160L36 159L35 157L32 156V153H31V154L27 153ZM74 155H73L74 158H72V162H73V163L71 162V159H70V160H67L68 162L70 161L71 164H74V161H75L74 159L77 160V158H80V157H77V156L75 157ZM149 155H150V156H149ZM28 156H26V158H25L26 161H27V157H28ZM63 156H64V155H63ZM85 156H86V155H85ZM87 156H86V157H87ZM32 157H33V158H32ZM88 157H87V158H88ZM31 158H32V159H31ZM34 158H35V159H34ZM38 158H37V159H38ZM62 158H63V157H62ZM62 158H58V159L56 160V163H55V164H56V167L60 168L59 165L66 166V168H63V169H65V172H66V173H65L64 171H63V172L61 171V172H62V174H65L68 178H72V179H74L75 176H78V175H79L78 173H79L80 169L83 168V167L80 168V166H83V163L85 162L84 160L87 159V158L83 157L82 160H83L84 162H81L82 165H80V163H77V162H76L74 165H72L73 167H76V169L73 168L75 171H73V169H72V171H71L72 174H71L70 172H69V173H70V174H69V173H68V168H69V170H71V167H72V166L70 165V166H71V167H70L69 165H65L66 162H64V163H65V164H64L63 161L66 160L67 158H65V156H64V158H63L64 160H61ZM81 158H80V159H81ZM84 158H85V159H84ZM37 159H36L35 161H37ZM80 159H79V160H80ZM89 159H90V158H89ZM58 160H59V161H58ZM79 160H77V161H79ZM136 160H135V161H136ZM15 161H14V162H15ZM20 161H19V165H22V164L20 163ZM16 162L18 163V160H17ZM16 162H15V164H16ZM59 162H61V164H58ZM79 162H80V161H79ZM141 162H144V160L141 161ZM62 163H63V164H62ZM139 163H140V162H139ZM144 163H145V162H144ZM23 164H24V163H23ZM25 164H27V162H26ZM67 164H68V163H67ZM146 164H147V163H146ZM16 165H17V164H16ZM19 165H18V166H19ZM57 165H58V166H57ZM75 165H79V168H78V166H75ZM62 166H61V169H62ZM67 166H68V168H67ZM89 167H90V166H87V168H89ZM186 167H187V168H184L185 170L183 169V170L185 171V173H186V174H192V173H193V170H192L193 167H192V166H189V167L186 166ZM190 167H191V169H190ZM87 168H86V171H89ZM154 168H155V167H154ZM155 169H156V168H155ZM156 170H158V169H156ZM183 170H182V171H183ZM190 170H192L191 173H190ZM182 171H181V172H182ZM184 171H183V173H184ZM77 172H78V173H77ZM181 172H180V173H181ZM87 173H88V172H87ZM76 174H78V175H76ZM69 176H70V177H69ZM71 176H72V177H71ZM67 177H66V178H67ZM88 177H89V173H88ZM25 178H26V180H25ZM25 178L22 179V180L24 181V184H22L23 186H21V184H19L20 187L16 188V191H17V190H23V189H24V188H23L24 186H25V187H26V186L29 187V182L31 181L30 179L32 178V176H31V175H28V176L25 175ZM68 178H67V179H68ZM76 178H78V179H76V180L81 179V177H79V176L76 177ZM85 178H86V177H85ZM72 179H70V180H72ZM83 179H84V177H82L81 180H83ZM86 179H87V178H86ZM159 179H160V180H159L160 182L164 180V178H162V177H160ZM28 180H30V181H28ZM84 180H85V179H84ZM84 180H83V181H84ZM66 181H67V180H62L60 184H61V185H64V184L66 183ZM73 181H74V180H73ZM79 181H80V180H79ZM25 182H27L28 184H26ZM164 182H165V180H164ZM60 184H57V185H60ZM5 186H7V185H5ZM17 186H18V185H17ZM30 186H32V184H31ZM43 186H45V185H43ZM84 186L87 187V188H86L87 190H86V189H85L86 191L84 190L85 192L88 193L87 196H86V193L83 192V193H85V194H83V195H82V194H79V195H77V196L74 195V198H70L69 200L66 199V201H64L65 203H67V205H68L69 208H71L70 206H72V207L74 206V208H72V209H74V210H71V211H70L69 208H67L71 213H72V211H73L74 215H73V213H72V215H71L70 212H69V215H68V211L66 212V214H67L68 216H70V215L73 216L72 218L77 217V218H75V220L79 218L78 221L81 223L82 221H84L83 218L87 215V214H85V213H88V214L90 215V217H88L89 215H87L86 217H88V218H85V221H86V220L89 221V223H90L89 226L91 225V227L88 226V227H89V232H90V234H91V232H92L91 235H94V237H93V236L90 237L91 235L88 237V235H89V232L87 231V230H88V227H87V230H86V231H85L84 229H83L84 231H82V229L79 231V228H80V227H77V225H78V226H81V225L78 224L79 222H78L77 220H76L77 223H76L75 221H74L75 223L73 222L74 224H73V223H70L69 221H72V219H69L71 216H70L69 218L67 217L66 220H65V219H64V216L66 215V214H65L63 217H60V219L62 218L61 220H60V219L57 220V221H59V222L61 221L62 223L60 222V225H58L59 223L57 222V224L53 226V227H55V229H54V228H52V229L55 230L54 232H57V233H58V232H59L58 229H61V228L63 227V229L60 230L61 233H62V231H64V233H62V235L68 232L67 234L64 235V239H65V237H66L68 240L70 239L71 241L69 242V241H66V240H64V239L61 240V238H60V236H62L61 234H59L60 236H59V235L56 236L57 239H58V241H57L56 239H53L54 237L52 236V233H53L52 230H50V234H49V227H48V226H47V227H44V226H43V224H44V223L46 224L47 222H46V220H42V221L40 222V223H41L40 225L43 226L44 229H45V228L47 229V231H45V234H47V232H48V234H47L48 236H46L48 239H46V237H44L45 234H42V233H41V231H43L44 229H43V230H39V229H41V226H40L39 224H36V223L34 224V226L36 225L35 227H36V228L38 227L39 229H35V228L32 227L34 230H36V233H39L38 238H39V237L42 238V239H41V243L44 244V242H43L44 239H43V238H45L46 241H47V242L45 241V244H44L43 246H41V245L39 246L38 242H35L34 239H33L32 236H31V234H32L31 231L34 232L33 229L30 228V229H29L30 232H29V231H27L28 229L26 228V227H28V226H26V224H29V221H30V222L32 221V219H30L31 217L27 216V218H26V217H25V219L23 218V223H25V224H23L22 221H21V220H22L21 218H22L23 212L26 211V210H25V209H26V208H25V205L28 204L27 202L30 201V200H28L27 198L23 197V198L21 199V202H20L21 204H20L19 202H17V204L19 203L18 205H20V208H19V209L17 208V210H18V211H19V210H20V211L22 210L23 212H22V211H21V212H17V211H15V212H13V214H12L13 216H10V217H8V218H6V219L3 220V223H9L11 220H14V224H13V226L18 227V228L21 227V228H22V232H23V233H22V232H21V233H22L23 235H22V234L20 235V234L16 231L17 229H16L15 227H13V226H12V228H11V229H13V230L10 231L11 229H9L7 232H6V230H7V229H6V227H7L6 225H4V228H2L3 225L0 227V233H2L1 235H2V236L4 235V237H5V235H6V237L4 238L5 241L2 240L3 242H1V240H0V242H1L0 245L3 246V247H1V250H0V252L2 251L1 254H3L2 256L0 255V258L3 260V261L0 260L1 263H2V264H3V263H4V264H7L5 260H8V259L10 258V261L8 260L7 262H8L9 264H11L10 262L13 260V258H12L13 255L10 256L9 254H12V253H11V249H12L13 254H15V255H19V254H20V257L22 256L21 258H18V256H16V257H17V258H16L15 255H14V259H17V260H16V261L13 260L12 264H19V263H20V264H21V263H22V264H25V262H26L25 260H27V259H28L29 261L32 260V263H31V264H36V263H37V264H42V262H43L42 258L44 259L43 264H57L58 262L60 263V261H63V260H64V262H65L66 264H70V263L73 264L72 262H74V264H76V263L78 262L79 259H80V260H79V262H78L77 264H86V263L84 262V261H85L84 258H86V257H89V258H86L87 264H88V263H89V264H94V263H95V264H97V263L101 264L102 262H104V263H102V264H106V261H107V264H112V263H113V264H114V263L117 264V262H118V264H119L120 262H124V260L126 261L125 264H126V263L130 264L131 259H132L131 256H133V254L136 255V256H134V257H136V259H137V256L140 255V254H138V253H136V252H133V248H134L135 246H136L135 249L138 248V250L141 251V255H142V253H143V255L145 256V258H146V256H147V258H149L148 253H149V255H153V252H150V251H149L150 248L152 249L151 251H154V252H155V250L158 249L159 244L163 243L164 246L161 244L160 248L158 249V250H162V251H158V250H157L159 253L161 252V253H160V256H159V259H158L159 263L156 262L157 260L154 261V258H156V257H154V256H152V259H151L152 261L150 260V258L147 259L148 261L145 260L144 258H143V259H144L145 261H147L148 264H149V261H150V262H154V264H156V263L160 264L162 261L166 260V259H165L166 257H167V260H169L168 257H170V261L172 260V261H171L172 263H171V262H167V260H166V262L169 263V264H170V263H171V264H176V261H173V258L171 259L173 253L171 254L170 249L167 250V251L165 250V251H166V252H165V251L163 250V248L166 249L167 247H169V248L172 247L173 244L171 243L170 240H173V241H177V240H179V239L182 240V239L185 237V235L187 234L186 231H188V230H187L186 228H187L188 223H186L187 225H185V221H186V220H184V219H179V218H177V216H175V215L172 216L173 213H171V212H169V217H168V215H167V216L163 215V213L166 214L167 211H169L168 208H167V201H166V203H165L166 197H165L164 195H163V196H162V194H161V195H156V196H158V197L160 196V198H158V199L161 200V201L158 200L159 202H157V203H158L157 206H155L156 202H154V203L152 202V199H155L154 197H156L155 194L150 195L151 197L148 196V198H146L147 196H146V197L141 196V197L139 198L140 200L137 201L138 205H141V204H139V203H141V202H139V201H142V197H143V199L146 198V201H148L149 198H152V196H154V197L151 199V201L148 202L149 204L152 203V207H151V208L154 207V209H155V207H158V206H159L157 209H159V210H160V209H161V210H164L165 207H166V209H167L166 212L160 210V211L162 212V214L160 213L159 210L157 211V209H155L156 212H159V213H160V215H159V213H155V210L153 209V211H152L151 214H152V215H153V213L155 214V220H156V221H155L154 219H151V220H154V221H152L151 223H149L151 220L147 221L149 224H148L147 222H144V221H146V219L144 220L143 217H142V218H141V221H140V219H138V221L140 222V223H139V226H138V224H137V223H138V222H137V219L130 220V216H129L128 214H126L125 212L123 213L122 211H120L119 207H116V208H118V213H119V211H120L121 214H126V215H127V216H126V215H123L124 218H126V219H124L126 222H127V219H128V218H129L128 220H130L131 223H132V222H135V220H136L137 223H133V225H134V224L137 225V226H135L137 230H135V227L133 228V227L131 226V223H130V224H129V227H131V229H130L131 231H129L128 228H124L123 226H121V224L117 225V224H118L117 221L114 220V219H116V217L114 216V215H115V212L111 211V210L114 209V208H113V209H111V208H112V207H115V206H113L112 204H109V203H106V202L102 201L103 204H104V205L102 204V205H103L102 207L105 208L104 211H103V213H105L106 217L108 216L107 218H105V216H104L103 214H100V216H99V215H98V214H99L98 212L95 213V211H93V210H94V207L92 208L93 210H90V213H89V209H88V208L91 209L92 206H88L89 204L87 205L86 203L93 204V203H95L96 201H94V199H93V200H92L93 203H92V202L89 201V199H88L89 196H91V195H89V191H92V192H93V190L90 189L92 186H90L89 184L84 185ZM212 187H214V184L212 185ZM6 188H7V189L5 190L4 187L2 186V190L4 189L5 192H3V193L1 194V197H0V198H2V200H4V199H5V200H8V201H7V204L9 205V201H10V200H13V198H16L15 195H16L17 192L15 191V188L12 187L11 185H10V188H9V186H7ZM21 188H22V189H21ZM43 188H45V187H43ZM43 188H41V187L37 188V190L43 194L42 197L44 196ZM40 189H41V190H40ZM210 190L212 191V188H210ZM210 190H209V194H210V195H209V194L203 195V196L206 198V200H207V201L205 202V203H206V206H205V203H202V205H201V203H200V202H202V201L204 202L205 199H204V200L202 199V198H204V197H202V196L200 195L201 198H198V201H197V200H196V199H197L196 196H195L194 194L191 193L192 196H191V195H190V196L193 197L194 199L192 198V200H191V197H189L188 200H186V204H185V205L188 207V209H190V211H189V210L187 211V209H186V211H187L188 213H189V212L192 213L191 211H193V210L195 209V207L197 206L196 204H193V206H191L192 203H193L194 200H195L196 203H197V202L200 203V207H204V209H202V210H205V211L203 212V215H202V216H205V215H206V217H207V219L205 218L206 220H208V217H210V216L212 217V215H213L212 218H215V219H213V220L216 221V223H217V221H218V223H219V222L221 223V224H220L221 226H222V225H225V223H226V225H227V224H228V223H227L228 221H224V220L222 221V218H221V220H219V218H218V217L222 216V214H223V213H222V209L219 208V207H220L219 205H218V207H217V206H216V207L214 206V205H217V204L214 203V201H216L217 198L215 197V199H214V197L211 196V191H210ZM71 191H72V190H71ZM71 191H70V193H71ZM39 192H38V193H39ZM72 192H73V191H72ZM7 193H8V194H7ZM38 193H37V192H34L33 195H35V196H36V194H37L38 196H39V194L41 195V193H39V194H38ZM70 193H68V194H70ZM73 193H76V192H73ZM73 193H71V194H73ZM102 193L104 194V192H102ZM5 194H7V195H5ZM71 194H70V195H71ZM84 195L86 196V200H84V198H85ZM63 196H67V195L65 194V195H63ZM68 196H69V195H68ZM68 196H67V197H68ZM71 196H72V195H71ZM71 196H70V197H71ZM81 196H82V197H81ZM161 196H162V197H161ZM194 196H195V197H194ZM87 197H88V198H87ZM163 197H165V198L163 199ZM198 197H199V196H198ZM68 198H69V197H68ZM76 198L78 199V201H77ZM79 198H81V199L79 200ZM156 198H157V197H156ZM161 198L164 200L163 202L165 203V205H163L164 203L162 204L163 207L160 206V205H161L160 203L162 202V199H161ZM74 199H75V201H74ZM17 200H18V199H16V201H17ZM83 200H84V201H83ZM107 200H108V199L106 198V201H107ZM149 200H150V199H149ZM190 200H191L192 203L190 202L189 205H190L192 208H191L189 205H187L188 201H190ZM199 200H201V201H199ZM26 201H27V202H26ZM58 201H59V200H58ZM76 201H77L78 204L76 203ZM79 201H80V202H79ZM85 201H86V202H85ZM156 201H157V199H156ZM209 201H210V203H209ZM14 202H15V201H14ZM24 202H25V203H24ZM83 202L88 206V207L85 206V207H87L88 212L85 211L84 214H83V213L78 214V212L76 211V213H75L74 211H75V209H77V205L80 206L79 204H80V203L82 204ZM108 202H109V200H108ZM184 202H185V201H184ZM184 202H182V204H183ZM195 202H194V203H195ZM62 203H63V201H61V203L59 202V204H62ZM74 203L76 204V208H75V204H74ZM84 203H83V204H84ZM211 203H212V204L214 203V204L212 205ZM17 204H16L15 206H14V204H13V206L16 207ZM31 204H32V202H31ZM105 204H106V205L108 204L107 207L105 206ZM203 204H204V205H203ZM207 204H210V205H208L209 208L207 207ZM8 205H7V207H8ZM118 205H119V204H118ZM150 205H151V204H150ZM153 205H154V206H153ZM185 205H184V207H186ZM194 205H195V207H194ZM27 206H29V205H26V207H27ZM93 206H94V204H93ZM164 206H165V207H164ZM82 207H84V206H81L80 208H78V211L82 212V210H83V209H81ZM85 207H84V209H85ZM109 207H110V208H109ZM121 207H122V206H121ZM121 207H120V208H121ZM123 207H124V205H123ZM139 207H140V206H139ZM161 207H162L163 209H162ZM205 207H207V209H206ZM30 208H31V206H30ZM106 208H107V209H106ZM211 208H212V209H211ZM216 208L220 209L221 212H220L218 209H216ZM12 209H13V208H12ZM14 209H15V208H14ZM79 209H81V210H79ZM108 209H109V210H108ZM122 209H123V208H122ZM166 209H165V210H166ZM191 209H192V210H191ZM24 210H25V211H24ZM28 210H29V207H28ZM151 210H152V209H151ZM91 211H92V212H91ZM105 211H107V212H105ZM123 211H124V209H123ZM194 211H195V210H194ZM194 211H193L192 214L189 213V215H190V216H191V215H194ZM108 212H110L111 214L108 213ZM205 212L208 213V214H206ZM17 213H19V214L16 215ZM91 213H92L93 215L96 214V215L94 216V217H96L95 220L97 219L96 221L94 220L93 215H92ZM107 213H108V215H107ZM113 213H114V214H113ZM120 213H119V214H120ZM204 213H205V214H204ZM1 214H3V213L0 212V216H1V218H2L3 215H1ZM14 214H15L16 216H15ZM21 214H22V215H21ZM109 214H110V215H109ZM149 214H150V213H149ZM167 214H168V213H167ZM209 214H210V216H208ZM67 215H66V216H67ZM76 215H78V216H76ZM83 215H85V216H83ZM116 215H117V214H116ZM158 215H159V217H158ZM19 216H20L21 218H20ZM80 216H82V218H80ZM91 216H92V219H91ZM153 216H154V215H153ZM153 216H152V217H153ZM160 216H161V217L163 216L162 219H160V218H161ZM11 217H12V218H11ZM15 217L18 218V219H16ZM98 217H99V218L102 217L101 220H102L103 222H104V220H106V222H105L106 225H104V223H103L101 220H99ZM127 217H128V218H127ZM152 217H151V218H152ZM164 217H165V218H164ZM167 217H168V218H167ZM211 217H210V219H211L212 222H210V219H209V221H207V222H208V223H207V222L205 221V219H204V222H205L204 224H205V225H206V224L209 225V224L211 223V224H210V226H211V225L213 224V220H212ZM89 218L91 219L92 222L90 221ZM104 218H105V219H104ZM108 218H110V221L108 220ZM170 218H171V219H170ZM172 218H177L178 221H177L176 219H172ZM10 219H11V220H10ZM28 219H30V220L28 221ZM82 219H83V220H82ZM142 219H143L144 221H143ZM164 219H166V221H167V219H168L169 222H170L171 224H170L169 222H166ZM217 219H218V220H217ZM224 219H226V218H224ZM9 220H10V221H9ZM17 220H18V221H17ZM63 220L68 221L69 224H71V225H66V226L68 227V229L72 228V229H70V230L73 231V229H75V227H77V229H76V236H75L74 238L76 239V238L79 237V240L76 239V241L74 242L75 239H74V240L71 239L72 235L66 236V235L69 234V232H70V234H72V233H71L72 231H67V227H66L65 225H64V226H65L66 228H65L64 226H62V225L64 224V221H63ZM73 220H74V219H73ZM93 220H94V221H93ZM113 220H114V222H113ZM157 220H160V221H158L159 223L157 222ZM161 220H162V223H160ZM171 220L173 221V223L171 222ZM174 220L177 221V222H175ZM226 220H227V219H226ZM85 221H84L83 224H82V223H81V224H82V226L84 225L83 227H85V229H86V223H87V222L85 223ZM97 221H98V222H97ZM115 221H116L117 224L115 223ZM180 221H181V223H180ZM183 221H184V223H183ZM221 221H222V222H225V223H222ZM19 222H20L21 224H20ZM68 222H65V224H68ZM93 222H94V223L97 222L96 224H98V226H99L100 229L98 228L97 225H96L97 227H96L95 225H93V224H94ZM99 222L102 223V224L100 225ZM128 222H129V221H128ZM141 222H142V223H141ZM154 222L158 223V226H160L161 224H163L164 222H166V226H168V227H167V230H168L169 226L171 225L172 228H170L171 230H169L167 233H168V235H170L172 231H173V232L175 231V232H174V235H173V233H172V234H171L172 236H167V237H169V238H165V237H166L165 235H166L167 233H166V234H164V233L166 232V230H165L164 233H161V234H160L159 232H157V233L159 234V236H156V233H154V232H153V234H155V235L153 236L152 234H150L151 231H149V233H148V230L150 229V227H151L152 225L157 226V224H153ZM186 222H188V221H186ZM231 222H232L233 224L235 223V222H233V221H231ZM113 223H114V225L116 224L115 227L113 226ZM143 223H144V224H143ZM145 223L148 225V229L145 228V227H146V224H145ZM167 223H168V224H167ZM182 223H183L184 226L182 225ZM17 224H19V226H18ZM150 224H152V225L149 226ZM159 224H160V225H159ZM169 224H170V225H169ZM172 224H173V226H172ZM174 224H175V226H174ZM229 224H230V223H229ZM229 224H228V225H229ZM238 224H239V223H238ZM16 225H17V226H16ZM21 225L26 226V227H22ZM29 225H30V224H29ZM57 225H58V226H57ZM92 225H93V226H92ZM102 225H104L105 228L102 229V228H101ZM111 225H112L115 229H117L116 226H119V227H118L119 229H117L116 232H114V233L112 232V233H113V235H114L115 233L118 234V233L120 232V233L118 234V236L122 234L121 236H122V238H124V239H122V238H121V239L124 240V241H122V240L120 239L121 236L118 237L117 235H114L113 237H111V236H112V233H111V235H109V234H110V231H111V230L109 231ZM143 225H145V226H143ZM180 225H181V226H180ZM220 225H219V226H220ZM226 225H225V226H226ZM39 226H40V227H39ZM56 226H57V227H56ZM61 226H62V227H61ZM72 226H73V227H72ZM74 226H75V227H74ZM82 226H81V227H82ZM94 226H95V228H94ZM179 226H180V227H179ZM210 226H208V227H210ZM221 226H220V227H221ZM230 226H231V224H230L229 226H227L226 228L229 229ZM232 226H235V228H237V226H238L237 229H238V230L241 229V228L239 229V226H240V225H236V223H235V225H232ZM60 227H61V228H60ZM83 227H82V228H83ZM92 227H93V231L95 230V231H94L95 233H93V231H92ZM121 227H123V228L121 229ZM139 227H140V228L142 227V228H141L142 231H141V229H140ZM182 227H183L184 230H186V231H184ZM185 227H186V228H185ZM208 227H204L206 233H207V230L209 229ZM211 227H212V226H211ZM211 227H210V228H211ZM246 227H247V226H246ZM14 228H15V229H14ZM21 228H19L18 231H19V230L21 231ZM28 228H29V227H28ZM50 228H51V227H50ZM56 228H58V229L56 230ZM97 228H98V230H97ZM106 228H107V229H106ZM114 228H113V229H114ZM132 228H133V232H134V230H135V231H138V234H139V233H142V234H139L140 236H138V234H137L136 236L133 235ZM144 228H145V231L147 230L146 232L143 231ZM157 228H158V227H157ZM164 228L166 229V227H164ZM180 228H181V230H179ZM248 228H249V227H248ZM248 228H247V230H248ZM46 229H45V230H46ZM65 229H66V230H65ZM111 229H112V227H111ZM172 229H173V230H172ZM175 229H176V230H175ZM177 229L180 231V233H179V237L181 236L182 238H179V239L177 238V239H175V237H176L175 234L178 236V233H177L178 231H177ZM206 229H207V230H206ZM212 229H213V227H212ZM242 229H246V228L243 227ZM249 229H250V228H249ZM3 230H4V231H3ZM14 230H15V232L18 233V235L20 236L21 239H22V236L24 237L21 241L18 240V239H20V238L14 237V236H15V233L13 232ZM37 230H39V231H37ZM100 230H101V231H100ZM104 230H105L106 233H104ZM120 230H122L123 232H121ZM182 230H183V232L186 233L185 235H184V233L182 232ZM210 230H211V229L208 230V233H209ZM230 230L232 231L231 227H230ZM24 231H25V233H24ZM74 231H75V230H74ZM78 231H79V232L82 231V232L80 233V235H79ZM102 231H103L104 235H103V234L101 235ZM113 231H114V230H113ZM117 231H118V232H117ZM126 231H127V232H126ZM176 231H177V232H176ZM9 232H10V233H9ZM12 232L14 233V235L12 234ZM43 232H44V231H43ZM51 232H52V233H51ZM85 232H86V233L88 232V234H86ZM98 232H99V234H100V235H99L100 237L98 236ZM131 232H132V233H131ZM226 232H227V231H226ZM8 233L10 234L9 237H7V236L9 235ZM27 233H28V234L30 233V235L28 236ZM34 233H35V232H34ZM57 233H56V234H57ZM123 233H124V235H123ZM128 233H129V235H128ZM134 233H135V232H134ZM136 233H137V232H136ZM136 233H135V234H136ZM146 233H148V234L151 236V237H150L151 239H152L153 237H155V236H156V237L153 238V239L151 240V239L149 238V235H148V237L146 236V235H147ZM151 233H152V232H151ZM169 233H170V234H169ZM40 234H41V236H40ZM73 234H75V233H73ZM83 234H84V235H83ZM126 234L129 236L130 239L126 238V237H128V236H126ZM130 234H131L132 236H135V237H132ZM162 234H163L164 236H162ZM1 235H0V237H2ZM26 235H27V236H26ZM33 235H34V234H33ZM36 235H37V234H36ZM36 235H35V236H36ZM49 235H50V236H49ZM53 235L55 236V234H53ZM77 235H79V236H77ZM81 235L84 236V238H85V235H87L86 237H88V239L91 238L90 241H91L93 238H95V239H93L94 241H91V242H89V244H88L87 242H88L89 240H88L87 238L84 239V238L80 237ZM107 235H108V236H107ZM160 235H161V236H160ZM182 235H184V236H182ZM16 236H17V235H16ZM35 236H34V237H35ZM103 236H105V238H107V239H109V240H111L112 238L115 239L116 236H117L118 238H116V242H117V244H118V243H119L118 240L120 239L121 242H122L123 244L120 242V244H118V245H119V246L122 245L123 248H118V245H116V248H115V245H114V244H115V242H114L115 240H114V239H112V240H113V243H114V244H112V246H114V247H112V246H111L112 248L109 247V248H111V249L107 248V246H106L105 244L103 245V242H101V240H100V239H102ZM144 236H145V237H144ZM11 237H13V238H11ZM27 237H29V238H27ZM36 237H37V236H36ZM58 237H59V238H58ZM96 237H99V238L97 239ZM141 237H143V238H141ZM157 237H158V238H157ZM159 237H160L161 239L164 237V238L166 239V240L163 239L165 242H164L163 240H161V242L159 243V242L157 241V240L159 239ZM172 237H173L175 240H174ZM8 238H10V239H8ZM15 238H17V239H15ZM25 238H26V241H25ZM31 238H32V239H31ZM62 238H63V237H62ZM80 238H82V240H81V241H82V245H83V242H84V244L86 243V244H85L86 246H87V245H88V246H89V245H92L91 248H95L94 251L97 250V249H100L99 252H101L102 250H104V251H102V252H103V253H104V252L107 253V256H108V257L103 258V261H100V259H99L100 262L97 261V260H98L97 255H96V257H94V259H93V256L90 257V256L93 255V254H94V256H95L96 251H95V253H93V254H91V253L94 252V251H91V252L89 251L90 254H89L88 252L85 253L86 251H88V250H93V249H91V248L88 247V246H87V248H86V246L84 245V246H85V247H84L85 249H84V251H83V247H82V245H80L81 243L78 242V241H80ZM110 238H111V239H110ZM125 238L128 239V240H126ZM131 238H132V239H131ZM134 238L136 239L137 242H138V240H137V238H138V239H139V242H138V243H140V244H135V245H133V244H134L133 242H135ZM144 238H147V239H144ZM148 238L151 240V244H150V246H149V244H148V243H150V240L148 241ZM156 238H157V239H156ZM170 238H171V239H170ZM1 239H3V238H1ZM6 239H7V240H6ZM13 239L15 240V242L12 241ZM96 239H97V241H99V243L101 242L100 245H99L98 242H96ZM143 239H144L145 241H144ZM154 239H156L157 242H155ZM168 239H170V240H169L170 242H167ZM8 240H11V242H9ZM16 240H18V241L21 242V243H19V242L16 241ZM48 240H49V241H52V242L54 241V243H56V244H55V247H54V245H53L54 243H52V242L50 243L51 245H48L50 248H51V246H53V247H52V250L49 249V247L46 246L47 244H49V241H48ZM120 240H119V241H120ZM130 240H132V241H130ZM146 240H147L148 243L146 242ZM153 240H154V241H153ZM181 240H180V241H181ZM7 241H8V243H10V244L12 245V246H10V244H9V246H8V243H6L7 246H8V248H9V252L5 249V248H6V247H5V246H6L5 242H7ZM65 241H66V242H65ZM81 241H80V242H81ZM86 241H87V242H86ZM125 241H126V242H125ZM127 241H130L131 243H133V244H131V243L129 242V243L132 245V247H133L132 249H131V245H130ZM13 242H14V244H12ZM23 242H27V244H26L27 246H26L25 243H23ZM30 242H33V243H32V244H29ZM39 242H40V241H39ZM76 242H77V243H76ZM92 242H94V243H92ZM95 242H96V244H95ZM143 242H144V243H143ZM153 242H155V243H157V244L155 245V243L153 244ZM178 242H179V241H178ZM178 242H174V244H176V243H178ZM18 243H19V244H18ZM22 243H23V245H25L24 247L26 248V249H25V248L23 247L24 250L29 251V252H25V251L23 250V248L21 247V246H23V245H21ZM36 243L38 244V247H37V250H36L37 253H36V252H34V253L37 255L36 260H37L38 262H40V263L35 262L36 260H35V257H34V256H36V255H34V253L32 252V251H35V248H32V246L35 247ZM60 243H61V244H60ZM65 243H67V244L64 245ZM68 243H69L70 246L68 245ZM71 243H72V244H71ZM90 243H91V244H90ZM124 243H125V244H124ZM135 243H136V242H135ZM141 243L146 244L147 246H145V245H143V244H141ZM165 243H166V244L168 243V244L165 245ZM170 243H171V246H169ZM3 244H5V245H3ZM34 244H35V245H34ZM74 244H76L77 246L74 245ZM127 244H129V246H127ZM152 244L154 245L155 248L153 247ZM15 245H16V246H15ZM18 245H20V250H18L19 248L17 249V246H18ZM29 245H30V246H29ZM72 245H73L75 248H74V247L72 248ZM95 245H96V247H95ZM123 245H126L127 247H124ZM142 245H143V246H142ZM36 246H37V245H36ZM58 246H59V252L62 250V248H63L66 252L64 253V250H62L60 253L57 252L58 255H56V254H57L56 251H58V250H57V249H58ZM63 246H64V247H63ZM65 246H66V247H65ZM78 246H79V248H81V250H80L79 248H77ZM93 246H94V247H93ZM97 246L100 247V248H98ZM138 246H140V247H138ZM148 246H149V247H148ZM173 246H174V245H173ZM4 247H5V248H4ZM10 247H11V249H10ZM12 247H13V248H12ZM27 247H29V249H28ZM40 247H41V248H40ZM45 247H46V249H49V250L46 251V250H45ZM103 247H104V249H103ZM105 247H106V248H105ZM120 247H121V246H120ZM128 247H129V249H130L131 251H130V250H127V252H129V253H128L127 255H125V253H126V248H128ZM142 247H143V248H142ZM152 247L154 248V250H153ZM3 248H4V249H3ZM21 248H22V249H21ZM39 248L41 249L40 252H38V249H39ZM71 248H72V250H73V249H77L76 252H77L78 254L75 252V250H74V252H72V251H71ZM88 248H89V249H88ZM144 248H146V249H145V252H144V250H143ZM13 249H16L17 252L14 251ZM31 249H32V251H31ZM40 249H39V250H40ZM68 249L70 250V252H69ZM78 249H79V250H78ZM87 249H88V250H87ZM105 249H106V250H105ZM107 249H109V251H108ZM113 249H114V250H113ZM120 249H121V251L123 250V252H124V251H125V252H124L123 254H122V253L119 254V253L121 252ZM135 249H134V251H135ZM167 249H168V248H167ZM4 250L7 251V252L5 251V252L7 253V255H6V253L4 252ZM55 250H56V251H55ZM110 250H111V252H110ZM118 250H119V251H118ZM146 250H148V251H147L148 253L146 252ZM19 251H20V253H18ZM48 251L51 252L49 255H50V256H53V257H52V260H54L53 258H55V257L57 256L56 259H58V260H57L58 262H56V260H55L56 263H54V261L52 262V260H51V259L49 258V256H48V253H49ZM78 251H79L80 253H79ZM81 251H82V252H81ZM97 251H98V250H97ZM106 251H107V252H106ZM112 251H113V252L115 251L116 254H115V253L113 254ZM140 251H138V252H140ZM142 251H143V252H142ZM157 251H156L155 254H157L156 256H157V258H158L159 253H157ZM163 251H164V253H162ZM14 252H15V253H14ZM23 252H24V253H23ZM47 252H48V253H47ZM53 252H54V253H53ZM102 252H101V253H102ZM108 252H109V253H108ZM117 252H118V254H117ZM130 252H131V254H132V255L130 256L131 259L127 260V258H128L129 255H130ZM168 252H169V253H168ZM26 253H27V255H26ZM32 253H33V254H32ZM40 253L43 254V255H42L43 257H41V254H40ZM68 253H69V254H68ZM75 253H76V255H75ZM81 253H83V254H81ZM97 253H98V252H97ZM103 253H102V254H103ZM111 253H112L114 256L111 255ZM144 253H146V255H145ZM165 253H166V254L168 253L169 256L166 255ZM28 254H29V255H28ZM53 254H54L55 256H54ZM63 254H64V255H63ZM71 254L74 255V256L76 257V259H75L74 256H72V258H73V259H72V258H71ZM79 254H80V256H83V257H84L86 254H87L88 256L86 255L84 258H83V257L81 258V257H79ZM108 254H109V255H108ZM137 254H138V255H137ZM155 254H154V255H155ZM162 254H164L165 256L163 257ZM4 255H6V257H5ZM8 255H9V258L7 257ZM30 255L32 256V257H31L32 259H30ZM60 255H61L62 257H61ZM89 255H90V256H89ZM103 255H105V254H103ZM110 255L113 256L114 259L111 258ZM115 255H116V256H115ZM119 255H123V256L121 257L122 259L125 258L124 255H125L127 258H125V259L122 260V259L119 257ZM143 255H142L141 257H143ZM25 256H26V257L28 256V258H26L25 260H23V257L25 258ZM38 256H40V257H38ZM64 256H65V257H64ZM67 256H69L70 260L72 259L73 261H72V260L70 261L69 258H68ZM109 256H110V257H109ZM117 256H118V258H117ZM161 256H162V257H161ZM2 257H4V258H2ZM63 257H64V258H63ZM78 257H79V259L77 260ZM104 257H105V256H104ZM134 257H133V259H134ZM139 257H140V256H138V258H139ZM150 257H151V256H150ZM173 257H175V256L173 255ZM7 258H8V259H7ZM11 258H12V260H11ZM40 258H41V259H40ZM62 258H63V260H61ZM90 258H91V259H90ZM96 258H97V260H96ZM107 258H108V259H107ZM110 258L112 259L111 262H110ZM115 258H116V259H115ZM157 258H156V259H157ZM160 258H161V260H162V258H163L164 260H162V261L160 262ZM18 259H20L19 262H18ZM38 259H39V260H38ZM45 259H47L46 262H45ZM66 259H68V261H67ZM105 259H106V260H105ZM117 259H119V260H117ZM120 259H121V260H120ZM133 259H132V261L134 262ZM139 259H140V258H139ZM139 259H138V262H139V263L141 262V264H143L142 261H141L142 258H141V260H139ZM21 260H23V261L21 262ZM28 260H27V263H26V264H28V262H29ZM41 260H42V261H41ZM74 260H75V261H74ZM83 260H84V261H83ZM90 260H91V263L88 262V261H90ZM93 260H94V261H93ZM95 260H96V262H95ZM114 260H115V262H114ZM116 260H117V262H116ZM144 260H143V261H144ZM174 260H175V259H174ZM47 261H48V262H47ZM66 261H67V262H66ZM69 261H70V262H69ZM145 261H144V264L146 263ZM64 262H62V263L65 264ZM81 262H83V263H81ZM93 262H94V263H93ZM108 262H109V263H108ZM138 262H137V263H138ZM166 262H165V263L162 262L161 264H167ZM29 263H30V262H29ZM59 263H58V264H59ZM62 263H61V264H62ZM137 263H136V261H135V263H133V264H137ZM139 263H138V264H139ZM121 264H122V263H121ZM123 264H124V263H123ZM131 264H132V262H131ZM150 264H151V263H150ZM189 264H190V263H189Z\"/></svg>",
  "mask_w": 264,
  "mask_h": 264
}]
</instances>
